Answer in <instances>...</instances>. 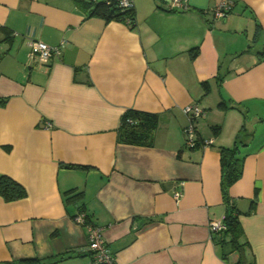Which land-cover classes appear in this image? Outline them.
I'll return each mask as SVG.
<instances>
[{"label":"crops","instance_id":"crops-1","mask_svg":"<svg viewBox=\"0 0 264 264\" xmlns=\"http://www.w3.org/2000/svg\"><path fill=\"white\" fill-rule=\"evenodd\" d=\"M77 1L0 0V174L25 191L0 196V264H92L72 188L116 264H234L210 222L225 214L219 148L242 124L228 193L247 258L264 264V0H232L226 17L221 0H133L134 26ZM33 40L60 55L31 60ZM190 103L204 110L193 146ZM128 108L159 113L152 145L117 141Z\"/></svg>","mask_w":264,"mask_h":264},{"label":"trees","instance_id":"trees-1","mask_svg":"<svg viewBox=\"0 0 264 264\" xmlns=\"http://www.w3.org/2000/svg\"><path fill=\"white\" fill-rule=\"evenodd\" d=\"M77 2L92 6L91 15H100L106 20L121 19L126 22L129 21V25L134 26L133 8L122 9L118 6L117 0H87L86 2ZM207 84V81H203L205 93L208 90ZM218 106L226 108L236 107V105H226L224 101L218 103ZM159 120V113L128 108L120 117L117 129V141L131 145H152ZM219 130V125L213 126L215 133ZM250 135V133L246 132L244 124H242L235 135L233 144L219 148L220 187L225 204V214L222 220L224 228L216 231L217 234L214 238L220 245L224 258L227 259L229 256L234 255V264H254L253 260H249L245 254L247 243L242 240L243 230L239 220V211L228 193L231 184L242 175L243 162L246 156V139ZM24 194V188L18 182L5 174H0V196L9 201L23 197ZM82 196L83 192L81 190L77 191L75 188L63 192L66 204L79 201V211L74 214V218L79 213H83L85 221L93 224L85 211V203L81 201ZM251 203L253 205L255 199Z\"/></svg>","mask_w":264,"mask_h":264},{"label":"built area","instance_id":"built-area-1","mask_svg":"<svg viewBox=\"0 0 264 264\" xmlns=\"http://www.w3.org/2000/svg\"><path fill=\"white\" fill-rule=\"evenodd\" d=\"M118 6L122 9L133 8V0H117ZM170 6L186 7L184 0H169ZM232 7V0H221L213 7V12L217 17H226ZM129 22V21H127ZM61 52V46H51L40 40H33L31 42V51L29 58L36 61L50 62L53 57L59 56ZM185 113L188 116V123L183 128L186 145L193 146L196 144V126L195 120L204 114V110L197 103H190L184 108ZM50 123H48L49 125ZM211 142V141H207ZM181 196V191L176 190L174 198L177 200ZM75 221L87 227V245L86 249L91 255L92 264H116L113 255L110 253L107 246V242L103 237L101 228L90 224L85 221L84 214L79 213L75 218ZM224 228L222 221H211L210 229L212 231H219Z\"/></svg>","mask_w":264,"mask_h":264},{"label":"rangeland","instance_id":"rangeland-1","mask_svg":"<svg viewBox=\"0 0 264 264\" xmlns=\"http://www.w3.org/2000/svg\"><path fill=\"white\" fill-rule=\"evenodd\" d=\"M259 46H261V45H259Z\"/></svg>","mask_w":264,"mask_h":264},{"label":"water","instance_id":"water-1","mask_svg":"<svg viewBox=\"0 0 264 264\" xmlns=\"http://www.w3.org/2000/svg\"><path fill=\"white\" fill-rule=\"evenodd\" d=\"M169 1V0H168Z\"/></svg>","mask_w":264,"mask_h":264}]
</instances>
